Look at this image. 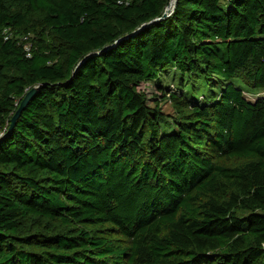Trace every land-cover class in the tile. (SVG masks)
Here are the masks:
<instances>
[{
  "label": "trees",
  "instance_id": "trees-1",
  "mask_svg": "<svg viewBox=\"0 0 264 264\" xmlns=\"http://www.w3.org/2000/svg\"><path fill=\"white\" fill-rule=\"evenodd\" d=\"M170 3L0 0V264H264V0Z\"/></svg>",
  "mask_w": 264,
  "mask_h": 264
},
{
  "label": "rangeland",
  "instance_id": "rangeland-1",
  "mask_svg": "<svg viewBox=\"0 0 264 264\" xmlns=\"http://www.w3.org/2000/svg\"><path fill=\"white\" fill-rule=\"evenodd\" d=\"M172 72H170V74L168 75V77L166 79H164L163 81V86L167 87V88H174V86H177V81L173 78L172 76ZM215 78V82H216V89L219 91V87L218 85H220V81ZM196 84V81H195ZM169 86V87H168ZM197 89L195 94L201 95L200 97L202 98L203 95L208 96L209 93H211V91H213V88L205 81H199V83H197ZM140 90L145 91L148 95V97L150 98L149 100V104L154 106V100L155 99H159L160 101V108L163 112V117L160 119V123H161V127L163 130H171L172 126H173V122H174V115L177 112V105L175 103V101L172 99H166L164 98L165 96L163 95V92L161 89H159L155 83L153 82H143L139 85L138 87ZM170 89H167L169 92L171 91ZM244 89V96L252 102H256L259 98H264V90L259 89V90H251V89H247L245 87H243ZM174 91H177V88L174 89ZM5 135V133H4ZM1 138V137H0Z\"/></svg>",
  "mask_w": 264,
  "mask_h": 264
},
{
  "label": "water",
  "instance_id": "water-1",
  "mask_svg": "<svg viewBox=\"0 0 264 264\" xmlns=\"http://www.w3.org/2000/svg\"><path fill=\"white\" fill-rule=\"evenodd\" d=\"M176 1L177 0L174 1V6H175ZM173 9H174V7H173ZM172 10L171 9L170 10L166 9L165 12H164V14H163V16L161 18L167 17L172 12ZM36 91H37V88L36 87H33L32 89H30L26 93V95L22 99V101H21L18 109L16 110L15 114L12 117L9 131L12 130V128L15 126V123H16L17 119L20 117L22 110L29 103L30 99L33 97V95L35 94Z\"/></svg>",
  "mask_w": 264,
  "mask_h": 264
},
{
  "label": "built area",
  "instance_id": "built-area-1",
  "mask_svg": "<svg viewBox=\"0 0 264 264\" xmlns=\"http://www.w3.org/2000/svg\"><path fill=\"white\" fill-rule=\"evenodd\" d=\"M172 10V9H171ZM173 11V10H172ZM27 49H29V47L27 46ZM7 130V127L5 126V127H3V128H1L0 127V137H2L3 135H4V133H5V131Z\"/></svg>",
  "mask_w": 264,
  "mask_h": 264
},
{
  "label": "bare ground",
  "instance_id": "bare-ground-1",
  "mask_svg": "<svg viewBox=\"0 0 264 264\" xmlns=\"http://www.w3.org/2000/svg\"><path fill=\"white\" fill-rule=\"evenodd\" d=\"M174 1L175 0H171L170 5L167 7L168 10L173 9V7H174Z\"/></svg>",
  "mask_w": 264,
  "mask_h": 264
}]
</instances>
